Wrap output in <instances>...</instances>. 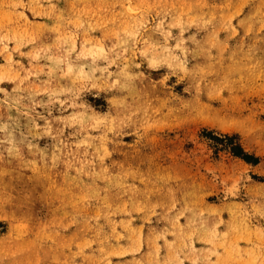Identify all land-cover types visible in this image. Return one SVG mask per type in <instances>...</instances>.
Segmentation results:
<instances>
[{
    "label": "rangeland",
    "instance_id": "1",
    "mask_svg": "<svg viewBox=\"0 0 264 264\" xmlns=\"http://www.w3.org/2000/svg\"><path fill=\"white\" fill-rule=\"evenodd\" d=\"M0 264H264V0H0Z\"/></svg>",
    "mask_w": 264,
    "mask_h": 264
},
{
    "label": "trees",
    "instance_id": "2",
    "mask_svg": "<svg viewBox=\"0 0 264 264\" xmlns=\"http://www.w3.org/2000/svg\"><path fill=\"white\" fill-rule=\"evenodd\" d=\"M236 153H238V154H242V151L238 150V152H236Z\"/></svg>",
    "mask_w": 264,
    "mask_h": 264
}]
</instances>
